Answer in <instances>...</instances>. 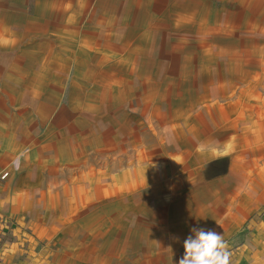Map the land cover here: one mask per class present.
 Returning <instances> with one entry per match:
<instances>
[{"label":"crops","instance_id":"0c3cea01","mask_svg":"<svg viewBox=\"0 0 264 264\" xmlns=\"http://www.w3.org/2000/svg\"><path fill=\"white\" fill-rule=\"evenodd\" d=\"M193 227L264 264V0H0V264H178Z\"/></svg>","mask_w":264,"mask_h":264},{"label":"clouds","instance_id":"9594fccd","mask_svg":"<svg viewBox=\"0 0 264 264\" xmlns=\"http://www.w3.org/2000/svg\"><path fill=\"white\" fill-rule=\"evenodd\" d=\"M178 264H230V252L220 232L193 227L184 239Z\"/></svg>","mask_w":264,"mask_h":264},{"label":"built area","instance_id":"2783aa9c","mask_svg":"<svg viewBox=\"0 0 264 264\" xmlns=\"http://www.w3.org/2000/svg\"><path fill=\"white\" fill-rule=\"evenodd\" d=\"M8 173H4L1 178L4 179L7 176Z\"/></svg>","mask_w":264,"mask_h":264}]
</instances>
